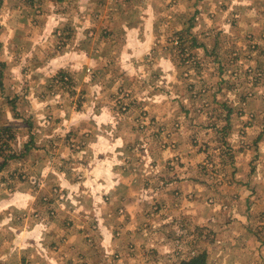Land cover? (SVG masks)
<instances>
[{"label":"rangeland","instance_id":"rangeland-1","mask_svg":"<svg viewBox=\"0 0 264 264\" xmlns=\"http://www.w3.org/2000/svg\"><path fill=\"white\" fill-rule=\"evenodd\" d=\"M5 127L0 264H264V0H0Z\"/></svg>","mask_w":264,"mask_h":264},{"label":"crops","instance_id":"crops-1","mask_svg":"<svg viewBox=\"0 0 264 264\" xmlns=\"http://www.w3.org/2000/svg\"><path fill=\"white\" fill-rule=\"evenodd\" d=\"M0 177H1V173H0ZM1 182H2L1 183L2 186L4 180H2ZM183 189L184 188L182 187V191ZM15 191H16L15 193H11L10 195H6L3 197L0 196V210L11 211V212H15V211L24 212L28 208L29 201L32 199L34 200V198H37L36 192L34 193L32 190H30L28 186L25 185V182L19 184L17 190ZM38 192L40 193V191Z\"/></svg>","mask_w":264,"mask_h":264},{"label":"trees","instance_id":"trees-1","mask_svg":"<svg viewBox=\"0 0 264 264\" xmlns=\"http://www.w3.org/2000/svg\"><path fill=\"white\" fill-rule=\"evenodd\" d=\"M10 129L8 127L0 129V142L1 140L5 139V142L8 141L7 135L10 133ZM10 137V136H9ZM2 146V143L0 147ZM14 156H10V158H13ZM207 263V254L205 252H200L195 254L193 257L183 260L180 262V264H206Z\"/></svg>","mask_w":264,"mask_h":264}]
</instances>
